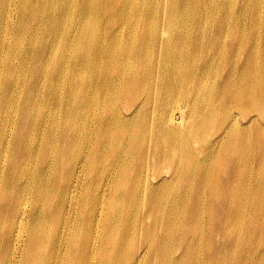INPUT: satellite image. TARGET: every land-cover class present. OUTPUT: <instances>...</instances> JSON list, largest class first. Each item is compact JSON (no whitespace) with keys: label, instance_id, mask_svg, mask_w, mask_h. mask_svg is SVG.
<instances>
[{"label":"bare ground","instance_id":"obj_1","mask_svg":"<svg viewBox=\"0 0 264 264\" xmlns=\"http://www.w3.org/2000/svg\"><path fill=\"white\" fill-rule=\"evenodd\" d=\"M45 2L50 4L51 10L56 9L54 1ZM28 3L29 0H25L24 9ZM220 3L228 7L235 1L220 0ZM237 5L240 12L246 13L237 24L244 29L243 35L251 30H256L257 35L251 37V49L245 62L251 68L246 72L244 63L235 64L234 70L240 73L234 74L235 79L225 77L228 68L221 63L228 55L244 59L235 44L228 42L232 23L224 26L225 32L218 30L214 35L211 27L194 28L189 39L186 34L171 36L164 31L167 37H141L138 46L117 40L107 47L102 40L108 30H103L98 35L100 38L97 37L96 48L91 44V32L86 31L82 22L89 9L83 7L81 0L77 13L73 12V17L78 20L76 31L64 28L51 35L47 45L66 37L69 40L75 38L78 43L88 46L89 53L81 56L79 63L75 64L79 71L81 67L91 68L104 57L109 59L102 71L104 73H97L96 76L98 80L111 79L115 83H104L110 97L107 99L105 96L101 100L106 112L95 119L97 123L87 119L92 107L93 114L97 113L94 101L88 100L77 108L81 118L78 127L84 130V134H76L70 147L51 149L52 155L36 164L37 174L29 178L23 172L16 181V188L10 191L21 198L25 195L21 187H26L32 197L50 199L48 208L40 209V202L37 201L25 205L7 199L2 190L4 173L0 170V233L7 226L11 227V231L7 228L4 237L13 241L14 249L10 254L15 261L21 253L24 256L17 264H36V257L41 252L38 247L44 242L51 243L50 257L58 264H118L121 261L124 264H141L153 260L151 242L145 245L144 242L133 241L137 231L144 235L145 225L151 219L146 201L139 200L141 190L144 189V195L148 189L162 197L165 188L178 185L183 175L190 174L191 167L184 166L182 158L178 157L181 153L184 155L192 151L191 148L220 153L234 141L241 142L243 133L255 132L259 126L260 97L257 96L256 72L262 46L260 29H264V13L258 15V12L263 9L264 0H238ZM17 6L13 10L16 15ZM71 10L68 7L56 10L48 16V20L67 17ZM10 11L6 7L1 8L0 27L15 25ZM22 27L23 22L18 28ZM134 32L126 39H132ZM1 45L9 46L6 40ZM45 51L51 56L54 54L52 49L46 48ZM90 58L95 60L90 62ZM140 60L145 64L136 65ZM65 66L62 63L61 67ZM216 69L220 70L215 79L219 90L213 88L208 91L207 83ZM12 70V67L2 68L0 65L2 73ZM54 79L55 76H51L50 80L34 78L28 81L38 90L31 88L27 112H34L31 106L34 98L43 101L53 98V94L45 93L44 89ZM79 88L85 89V81L80 82ZM41 122L48 123L34 120L35 124ZM35 124L30 125L34 137L38 135ZM136 124L142 125V128L135 129ZM97 125L103 129L96 128ZM195 131L206 133L207 138L195 139L194 145L184 144L182 138ZM55 145L60 143L56 141ZM49 149H43L42 156ZM40 150L41 147L32 151L39 153ZM17 153L20 154L21 150ZM69 156L71 159L68 160ZM165 160L168 165L162 170L159 163ZM39 185L44 186L42 191L37 190ZM56 188L62 195L51 198V192ZM176 197L177 190L171 189L170 201L176 200ZM170 201L161 202L155 211L162 216L167 211L172 215L176 208ZM139 205L141 208H138ZM49 216L50 225L56 227L55 236L39 238L37 232L45 228ZM130 216L132 227L122 230V220ZM162 234L163 229L159 227L156 233L158 242ZM128 243H134L133 248L125 249ZM107 245L110 252L116 254L112 260L103 253ZM174 257V253L168 256L170 259Z\"/></svg>","mask_w":264,"mask_h":264},{"label":"rangeland","instance_id":"obj_2","mask_svg":"<svg viewBox=\"0 0 264 264\" xmlns=\"http://www.w3.org/2000/svg\"><path fill=\"white\" fill-rule=\"evenodd\" d=\"M45 1L29 0L24 9L25 0H0V12L1 8L6 7L11 10L13 21H16L13 26L0 27V65L2 68L13 69L7 73L0 72V170L4 173L2 190L9 200L25 205L40 202V209L48 208L51 200L32 197L28 188L23 186L21 191L25 195L21 198L15 197L10 191L16 188V181L23 172L32 178L37 174L36 164L52 155V150L62 146L70 147L76 134H84V130L78 127L81 120L78 107L93 100L97 113L93 114L92 107L87 119L92 121L103 116L106 110L101 100L105 96L107 99L110 97L104 83H115L111 79H97V73H104L102 71L106 69L109 59L105 57L91 68L80 66L78 70L75 64L79 63L81 56L89 53V48L78 43L75 38H58L47 45L51 35L61 29L76 31L78 20L73 17V12L77 13L81 0H50L56 3L54 10ZM234 1V4L224 7L220 0H83V7L89 11L82 22L85 23L86 31L91 32V44L96 48L97 37L103 30H108L102 40L107 47L117 40L138 46L141 37H167L168 34L180 37L186 34L189 39L194 28L211 27L214 35L218 30L224 31L226 24L232 23L228 42L235 44L245 60L228 55L221 63L228 68L225 77L235 79L234 74L240 75L234 70L235 64L244 63L246 72L251 68L245 62L251 49V37H255L257 31H247L243 35L244 29L237 24L246 13L240 12L238 0ZM17 4L16 15L13 10ZM67 7L72 9L67 17L48 20L54 11ZM262 13L264 7L258 15ZM21 22L23 27L19 29ZM133 31L132 39H126ZM164 31H168V34L164 35ZM260 32L262 46L256 72L257 96L260 97L257 130L243 133L241 142L234 141L220 153L194 148L187 151L188 154L181 153L178 157L182 158L184 166L191 167L190 174L183 175L178 185L165 188L162 197L156 191L151 193L147 189L144 195V189L141 190L139 200L146 201L151 219L145 225L144 235L137 231L133 241L144 242L145 245L151 242L153 245V260L141 264H264V29H260ZM3 40L9 46L1 45ZM46 48L52 49L54 54L51 56L45 51ZM94 60L90 58V62ZM62 63L66 64L64 68L61 67ZM144 64L142 60L136 63L138 66ZM219 74V69L213 70L207 83L208 91L213 88L219 90L215 85ZM51 76H55V79L45 87L44 92L53 94V98L49 101L34 98L31 105L34 112H27L29 92L32 89L38 90L28 81L34 78L50 80ZM81 81H85V89L79 88ZM34 120L48 123L35 124ZM31 124L37 128L36 137L30 130ZM96 128L103 129L101 125ZM134 128L140 129L142 125L136 124ZM198 138L205 139L207 134L195 131L184 136L182 142L194 145V140ZM56 141L60 145H55ZM39 147V153L32 151ZM45 148L50 149L42 156ZM18 150H21L20 154ZM15 154L19 156L15 157ZM167 165L166 160L159 163L162 170ZM43 189L44 186L37 187L38 191ZM171 189L177 190L176 200L169 199ZM56 195H62L58 188L53 189L50 196L56 198ZM168 201L176 208L172 215L167 211L162 216L155 211L161 202ZM50 217L46 218L45 228L38 230L39 238L44 235L55 236L56 227L50 225ZM122 224V230L131 228L132 217L123 219ZM159 227L163 229V234L158 242L156 233ZM7 228L11 231V227L7 226L0 233V264H17L24 256L21 253L16 261L12 258L10 251L14 249L13 241L4 237ZM133 246L134 243H128L124 248L129 250ZM38 249L41 252L36 257V264H58L50 257L51 243L44 242ZM103 253L109 260L116 255L110 252L108 245ZM171 253L175 254L173 259L168 258ZM118 264H124V261Z\"/></svg>","mask_w":264,"mask_h":264}]
</instances>
